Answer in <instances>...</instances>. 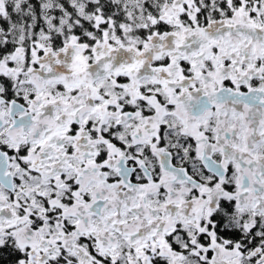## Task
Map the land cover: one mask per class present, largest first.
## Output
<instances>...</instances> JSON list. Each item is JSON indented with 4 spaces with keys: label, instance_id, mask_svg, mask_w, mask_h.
Returning <instances> with one entry per match:
<instances>
[{
    "label": "snow or ice",
    "instance_id": "1",
    "mask_svg": "<svg viewBox=\"0 0 264 264\" xmlns=\"http://www.w3.org/2000/svg\"><path fill=\"white\" fill-rule=\"evenodd\" d=\"M0 264H264V0H0Z\"/></svg>",
    "mask_w": 264,
    "mask_h": 264
}]
</instances>
